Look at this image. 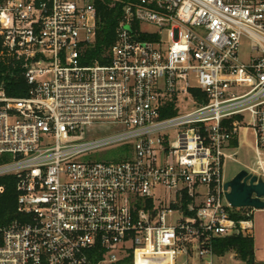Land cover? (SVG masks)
<instances>
[{"label": "built area", "instance_id": "1", "mask_svg": "<svg viewBox=\"0 0 264 264\" xmlns=\"http://www.w3.org/2000/svg\"><path fill=\"white\" fill-rule=\"evenodd\" d=\"M104 1L116 39L85 65ZM0 65L26 84L0 79V178L25 218L0 264H215V239L251 233L224 167L243 128L264 152V0H0Z\"/></svg>", "mask_w": 264, "mask_h": 264}, {"label": "trees", "instance_id": "2", "mask_svg": "<svg viewBox=\"0 0 264 264\" xmlns=\"http://www.w3.org/2000/svg\"><path fill=\"white\" fill-rule=\"evenodd\" d=\"M96 8L98 15L97 33L94 43L83 54L81 62L85 65H91L96 62L99 64L108 63V51L116 39L115 30L122 15V5L119 3L111 7V3L108 1L98 2ZM5 72H7L6 68L0 65V79L4 80L8 94L15 97L22 96L26 90V84L20 72L14 71L12 74H5ZM231 146L236 148L237 141L234 140ZM0 185L4 187L3 194L0 196V228L6 227L13 222H23L25 218L17 210L15 179L11 176L2 177L0 178ZM245 210L251 209H239L231 215V218L234 221L246 219L243 213H239ZM213 252L217 257L234 253L237 260L242 264H256L254 259V239L251 236L234 234L215 239ZM118 264H131V260L127 258Z\"/></svg>", "mask_w": 264, "mask_h": 264}, {"label": "rangeland", "instance_id": "3", "mask_svg": "<svg viewBox=\"0 0 264 264\" xmlns=\"http://www.w3.org/2000/svg\"><path fill=\"white\" fill-rule=\"evenodd\" d=\"M250 55L249 45L246 40H242L239 48V59L244 62ZM190 105L186 106L189 107ZM191 108V107H189ZM249 121L248 117L246 119ZM117 153V151H111L107 154L111 156ZM235 157L233 160H228L225 162L224 167V177L228 181L233 178L239 171L246 170L250 167L256 168V160L261 158L264 160L263 155L257 157L254 151V140L251 131H246L244 128L240 130L239 133V147L235 150ZM105 156V155H99ZM98 159H100L98 157ZM237 212V211H236ZM250 210L241 211L239 213H249ZM252 222L253 229L249 235L254 239V259L256 264H264V212H254L253 216L249 218ZM182 262V260H180ZM198 258L194 255L193 260L190 264H199ZM215 264H242L237 260L234 253H228L224 256L217 257Z\"/></svg>", "mask_w": 264, "mask_h": 264}, {"label": "water", "instance_id": "4", "mask_svg": "<svg viewBox=\"0 0 264 264\" xmlns=\"http://www.w3.org/2000/svg\"><path fill=\"white\" fill-rule=\"evenodd\" d=\"M225 198L233 209L264 210V180L246 170L239 171L224 185Z\"/></svg>", "mask_w": 264, "mask_h": 264}, {"label": "crops", "instance_id": "5", "mask_svg": "<svg viewBox=\"0 0 264 264\" xmlns=\"http://www.w3.org/2000/svg\"><path fill=\"white\" fill-rule=\"evenodd\" d=\"M238 147H239V138H238V140H237V147L234 148V149L237 150ZM247 171H248V172H252V173H256V174L259 172L258 169H257V166H256V168H255V167H250V168L247 169ZM254 212H256V211H255V210L252 211V213H251L252 216H253ZM257 212H264V210H262V211H257Z\"/></svg>", "mask_w": 264, "mask_h": 264}]
</instances>
